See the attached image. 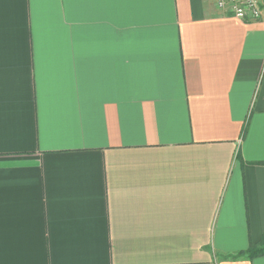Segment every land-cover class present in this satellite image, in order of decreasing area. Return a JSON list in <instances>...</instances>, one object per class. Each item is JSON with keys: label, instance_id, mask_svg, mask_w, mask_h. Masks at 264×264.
<instances>
[{"label": "crops", "instance_id": "1", "mask_svg": "<svg viewBox=\"0 0 264 264\" xmlns=\"http://www.w3.org/2000/svg\"><path fill=\"white\" fill-rule=\"evenodd\" d=\"M261 163L264 11L0 0V264H264Z\"/></svg>", "mask_w": 264, "mask_h": 264}, {"label": "built area", "instance_id": "2", "mask_svg": "<svg viewBox=\"0 0 264 264\" xmlns=\"http://www.w3.org/2000/svg\"><path fill=\"white\" fill-rule=\"evenodd\" d=\"M218 10L233 15L244 22L263 18L264 0H214Z\"/></svg>", "mask_w": 264, "mask_h": 264}, {"label": "trees", "instance_id": "3", "mask_svg": "<svg viewBox=\"0 0 264 264\" xmlns=\"http://www.w3.org/2000/svg\"><path fill=\"white\" fill-rule=\"evenodd\" d=\"M245 132L246 131L244 130L243 137L245 136ZM261 164H264V163H261ZM263 256H264V235L259 245H255V246L251 245L248 251L239 253L237 255L225 257V259H230L232 261H238L241 259L254 260L256 258L263 257Z\"/></svg>", "mask_w": 264, "mask_h": 264}]
</instances>
